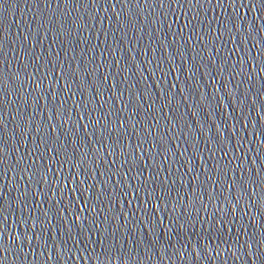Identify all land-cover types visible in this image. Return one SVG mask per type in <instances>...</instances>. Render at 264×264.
Masks as SVG:
<instances>
[{
    "label": "water",
    "instance_id": "water-1",
    "mask_svg": "<svg viewBox=\"0 0 264 264\" xmlns=\"http://www.w3.org/2000/svg\"><path fill=\"white\" fill-rule=\"evenodd\" d=\"M0 264H264V0H0Z\"/></svg>",
    "mask_w": 264,
    "mask_h": 264
}]
</instances>
